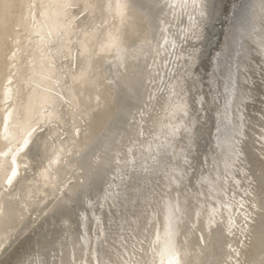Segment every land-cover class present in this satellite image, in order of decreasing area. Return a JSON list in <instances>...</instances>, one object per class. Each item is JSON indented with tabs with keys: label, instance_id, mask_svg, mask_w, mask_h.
<instances>
[{
	"label": "bare ground",
	"instance_id": "bare-ground-1",
	"mask_svg": "<svg viewBox=\"0 0 264 264\" xmlns=\"http://www.w3.org/2000/svg\"><path fill=\"white\" fill-rule=\"evenodd\" d=\"M0 264H264V0H0Z\"/></svg>",
	"mask_w": 264,
	"mask_h": 264
},
{
	"label": "water",
	"instance_id": "water-1",
	"mask_svg": "<svg viewBox=\"0 0 264 264\" xmlns=\"http://www.w3.org/2000/svg\"><path fill=\"white\" fill-rule=\"evenodd\" d=\"M227 6H228V3L226 4V8H227ZM225 13L227 12V9L224 11ZM227 20V17L225 16V15H223L222 17H221V20H220V22L218 23V25H219V29H220V32H222L223 31V25H224V23H225V21ZM219 41H220V35L218 36V38H217V42L219 43Z\"/></svg>",
	"mask_w": 264,
	"mask_h": 264
}]
</instances>
